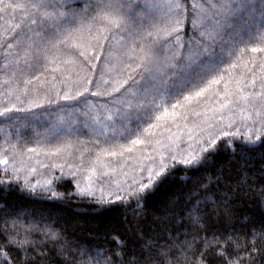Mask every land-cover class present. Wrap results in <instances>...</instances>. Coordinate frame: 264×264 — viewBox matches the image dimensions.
Here are the masks:
<instances>
[{
    "label": "trees",
    "instance_id": "1",
    "mask_svg": "<svg viewBox=\"0 0 264 264\" xmlns=\"http://www.w3.org/2000/svg\"><path fill=\"white\" fill-rule=\"evenodd\" d=\"M164 2L133 0L132 10L141 20L151 15L163 16L166 10L153 5ZM63 3L65 0H49L45 8L40 6L42 0H0V44L5 37L21 35L11 48H0V111L13 106L32 109L14 110L0 117V140L8 132L23 140L22 145L31 147L36 144V133L45 135V139L51 136L52 125L56 124L51 115L54 107L76 104L60 100L57 92L62 94L71 88L74 94L85 87L90 92H103L114 80L123 78L121 70L129 63L125 52L131 43L127 34L109 30L105 33L109 39L97 50L91 36L99 35L101 26L93 25L79 51L97 59L85 65L73 54L76 50L54 40L53 29L74 31L88 25L96 14L95 5L86 0H67L66 6H60ZM205 15H210L207 8ZM212 23L206 20L204 27L212 30ZM221 23L228 26L220 32L214 46V52L220 53L222 48L226 52L220 83L190 104L169 108L170 112L181 113L186 106L207 108L205 104L212 96L220 101L236 97L247 108L264 106V0H249L248 6L230 22ZM184 33L181 40L194 35L186 20ZM57 34L63 38L59 31ZM158 39L154 35L139 41L137 53L142 54L141 47H153L151 41ZM49 40H54L56 48L47 52L42 66L32 67L33 50H46ZM174 48L175 42L167 45L157 58L163 61ZM253 48L260 50L254 52ZM239 70L243 73L240 79L230 76ZM169 73L170 69H164V75ZM174 80L172 77L169 83ZM136 81L137 87L152 83L146 76H137ZM232 86L234 93H221ZM34 99L45 107H32ZM48 99L58 104L48 105ZM104 100L88 96L85 103L69 109L77 116L74 130L62 134L77 139L89 156L97 155L99 161L109 164L110 171L122 172L136 154L143 150L151 153V147L142 144L131 153L124 151L122 156L104 155L102 149L112 151V144L129 143L114 138L119 133L114 134L110 126L98 125L97 121H105L104 109L110 107ZM229 115V122H220L213 114H207L209 123L200 129L205 140L194 147L199 157L193 163L176 159V152L167 153L162 160L164 172L152 183L141 178V182L108 197L97 194L99 188L96 193H79L78 183L88 174L87 154L82 159V154L72 152L56 168L47 166L53 178L43 187L12 177L0 166V264H264V118L241 122L244 115L237 109ZM183 116L186 120L207 118L193 112ZM174 122L172 117H165L151 134L172 136L173 127L167 126ZM216 125L220 127L214 129ZM127 127L137 125L129 123ZM249 130L255 133L251 142L244 139ZM224 132L237 135L225 136ZM48 141L52 142L47 143L50 146L58 145ZM206 192L215 198L202 204L198 212H190V200L199 199ZM90 249L101 250L103 255L96 256Z\"/></svg>",
    "mask_w": 264,
    "mask_h": 264
},
{
    "label": "snow or ice",
    "instance_id": "2",
    "mask_svg": "<svg viewBox=\"0 0 264 264\" xmlns=\"http://www.w3.org/2000/svg\"><path fill=\"white\" fill-rule=\"evenodd\" d=\"M86 2L95 5L96 14L92 16L91 22L88 25H81L74 31L65 30L62 27L59 30L53 29L54 40L58 39L61 45L67 44L69 50H76L73 53L76 58L82 60L85 65H91L97 57H88L84 51H79V49L84 46L85 34H91L93 25L101 26L97 30L99 35L91 36V39L96 40L97 50L103 48L102 42L105 39H109L105 35L106 32L111 29L123 30L131 41L125 52L129 63L125 65L126 70H121L123 78L114 80L103 92H90L85 87L83 90L78 88L74 94L71 88L62 94L56 93L60 100L76 101L74 105L58 104V101L48 99V105L58 104V107L52 109L51 115L56 124L52 125V134L46 140L55 142L62 133L74 130L72 125L77 116L69 109L85 103L88 96L104 97V104L110 107L104 109L105 121H97L98 125L101 128L110 126L114 134L119 133L114 138L129 142L127 145L112 144L111 147L114 149L112 151L102 149V153L109 156H122L124 151L131 153L135 146L146 142L150 143L151 141H148L147 137L151 134L152 129L160 127L159 122L162 119L170 116L175 121L177 117L182 115L177 111L170 112L169 108L176 109L183 107L186 103L190 104L198 97H203L212 85L220 83L222 79L220 76L221 65L225 62L226 52L222 48L220 53H216L214 46L217 45L220 32L228 26L227 23H221V20L230 22L249 4V0H165L162 4L153 5L166 10L163 16L151 15L146 20H141L132 10L133 0H86ZM66 4L67 0L60 6L64 7ZM40 6L48 7L49 0H42ZM206 8L210 15H205ZM169 13H174V15H169ZM185 20L187 27L192 30L194 35L181 40V37L185 35ZM206 20L213 21L212 30L204 27ZM68 22L71 23L72 20L69 19ZM58 31L63 38L57 34ZM154 35L159 37L158 40L151 41L154 46L141 47L142 54H138L136 49L140 47L139 41ZM20 39V34H14L11 39L5 37L0 48L9 49ZM54 40L47 42L46 50H33L34 64L32 67L42 66V62L48 58L47 52L56 48ZM173 42H175V48L171 56L165 57L163 61L158 59L157 53ZM259 50L258 48L252 49L254 52ZM164 69H170V73L164 75ZM137 76H146L147 80L152 81L151 85L137 87ZM172 77H175V80L169 83ZM85 83L91 84L92 81L85 80ZM105 83L108 82L105 81ZM86 93L88 96L85 95ZM230 102L226 101L220 105V108H225ZM32 107L44 108L45 105L34 99ZM89 107L92 106L89 105ZM14 110L31 111L32 109L31 107L27 109L15 108L14 106L4 107L3 111H0V116ZM129 123H134L137 127L129 128L127 127ZM120 125H124L123 130L120 129ZM223 134L225 136L237 135L236 132H224ZM254 135L255 133L249 130L244 139L251 142ZM61 150L60 147H55L53 154H57ZM29 151L34 152L36 149L32 148ZM99 159L100 157L97 156V160ZM3 163L6 165L7 161L5 160ZM2 182L0 181V183ZM214 198L212 194L206 192L199 199L190 200L189 211L198 212L202 204ZM117 243H119L118 240ZM89 251L96 256L103 255V252L98 249H90Z\"/></svg>",
    "mask_w": 264,
    "mask_h": 264
},
{
    "label": "rangeland",
    "instance_id": "3",
    "mask_svg": "<svg viewBox=\"0 0 264 264\" xmlns=\"http://www.w3.org/2000/svg\"><path fill=\"white\" fill-rule=\"evenodd\" d=\"M241 72L240 70L235 71L231 73L230 76L238 80L239 77H242L243 73ZM232 77L230 79H232ZM214 91L217 96V91ZM234 91H236V89L232 86L229 91L222 89L221 93L229 92V94H231L234 93ZM235 98L229 99L231 103L223 109L220 108V104L226 101H220L215 96H212V98L207 101L205 104L207 108L203 106L200 108L186 106L181 111L182 115L176 118L173 125L167 126L164 125V123L162 124L165 128L166 126L167 128L173 127L174 134L172 136L162 133H160L159 136H154L153 134L149 135L147 140L151 142H146L144 144L151 147V153L145 152V150L140 154L135 153L136 156L132 159L133 161L126 166V169L122 172H119V170L116 172L110 171L108 168L110 167L109 164L105 163L103 160H97V155L95 157L92 154L89 156L87 154V148L84 150L83 145H79L77 139L73 140L69 138L67 134H70V131L65 134L66 136L61 134L59 139L55 141L58 142V145L55 146L47 144L52 142L46 140L44 138L45 135L36 133V137L35 135L34 137L37 138V140L35 141L34 139L33 142V144H36L31 147L24 144L22 145L21 143L23 140L21 141L19 138H16L18 136H10L7 132V136L3 137L2 135L0 140V166L3 165L2 167L8 171L12 177L23 178L26 182L32 183V186L43 187L52 182V170H47L48 167L56 168L58 164L65 162L72 152L77 154V156L82 154V159L85 158L87 154L88 159L86 166L88 167V174L84 178L82 177L81 181L78 183L79 193H96V189L99 188L97 194L108 197L125 188L131 187V185L139 181L141 182V178L147 180V184L152 183L155 178L164 172V163H162V160L167 153L176 152V159L186 164L193 163L199 157L198 154L194 153L196 152L194 147L198 148L201 144L200 141L205 140L202 138L200 129L209 123L207 114H213L212 117H215L216 120H220V122L224 120L229 122V114H232L237 109L240 115H244L241 122L247 120V123H249L250 120L264 118V106L247 108L245 104L243 105ZM243 110L246 111L243 112ZM191 112L203 114V116L207 118L204 120H195L197 118L194 117V120H186V117L183 115L186 113L190 114ZM220 122L218 121V123ZM219 127L220 125H216L213 128L217 129ZM157 141H159V143H157ZM28 142H30V140ZM195 142H197V144ZM55 147H60L62 150L57 154H53ZM32 148H35L36 151H29V149ZM180 148L184 150L180 151ZM158 149H165L168 151H163L162 153ZM5 160L7 161L6 165L3 163ZM135 176L140 178L136 180L138 177Z\"/></svg>",
    "mask_w": 264,
    "mask_h": 264
}]
</instances>
